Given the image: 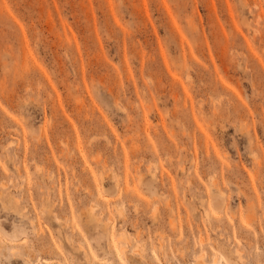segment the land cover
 <instances>
[{
    "label": "rangeland",
    "instance_id": "1",
    "mask_svg": "<svg viewBox=\"0 0 264 264\" xmlns=\"http://www.w3.org/2000/svg\"><path fill=\"white\" fill-rule=\"evenodd\" d=\"M0 264H264V0H0Z\"/></svg>",
    "mask_w": 264,
    "mask_h": 264
},
{
    "label": "bare ground",
    "instance_id": "2",
    "mask_svg": "<svg viewBox=\"0 0 264 264\" xmlns=\"http://www.w3.org/2000/svg\"><path fill=\"white\" fill-rule=\"evenodd\" d=\"M56 215V214H55ZM91 215V214H90ZM57 221H59V220H57ZM65 224V223H64ZM106 224H108V223H106ZM88 258V257H87Z\"/></svg>",
    "mask_w": 264,
    "mask_h": 264
}]
</instances>
